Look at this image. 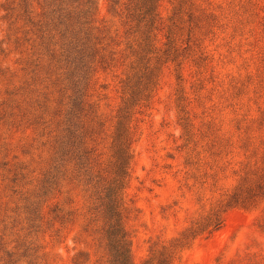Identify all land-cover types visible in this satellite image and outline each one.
I'll use <instances>...</instances> for the list:
<instances>
[{"label":"rangeland","instance_id":"rangeland-1","mask_svg":"<svg viewBox=\"0 0 264 264\" xmlns=\"http://www.w3.org/2000/svg\"><path fill=\"white\" fill-rule=\"evenodd\" d=\"M82 1L0 0V264H120L89 209L126 123L132 263L264 264V0H159L174 41L135 51L127 0L87 43Z\"/></svg>","mask_w":264,"mask_h":264},{"label":"trees","instance_id":"trees-1","mask_svg":"<svg viewBox=\"0 0 264 264\" xmlns=\"http://www.w3.org/2000/svg\"><path fill=\"white\" fill-rule=\"evenodd\" d=\"M159 0H127L125 2L122 15L124 19V34L126 38V49L135 51L141 46H145L152 50H157L160 46L157 44L160 39L157 37L158 30H164L165 41L164 45H172L174 41L173 28L174 21L170 18L165 20L160 15L158 10ZM80 14L78 18H75L78 26L77 30H74V34L78 39L83 40V43L91 41L93 38L98 39L96 34L104 33L105 36L109 31V27L105 24H97L95 20L96 4L93 0H83L80 8ZM65 17L64 13H61ZM209 14H212L209 13ZM61 16V15H60ZM60 18L65 23L64 18ZM174 22V23H173ZM191 32V30H189ZM75 36V37H76ZM111 40H114L113 38ZM187 46L189 45L190 38L187 39ZM96 43H102V41H96ZM102 46H104L102 44ZM174 60V58H171ZM100 61H105L104 56H101ZM127 99L122 102V106ZM96 130H92V134ZM136 129L130 123L123 125L120 132H117L119 139V158L115 163V170L113 174H116V178L113 180H105L102 190L96 199L99 205H92L89 209L90 219H98L99 207L102 208V216L106 219L108 226H110L114 238L117 239V246L115 249L119 256L120 264H133L129 254V248L127 243L126 230L123 224V218L127 209V205L124 201V187L125 179L128 176V163L131 157V143L135 140ZM93 139V138H92ZM104 163V162H103ZM5 253L9 256H13V251L6 249Z\"/></svg>","mask_w":264,"mask_h":264}]
</instances>
